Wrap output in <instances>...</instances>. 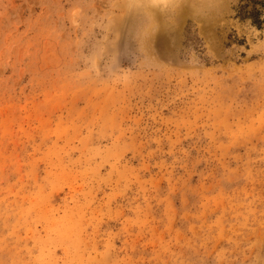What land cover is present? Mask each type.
<instances>
[{"label":"rangeland","instance_id":"rangeland-1","mask_svg":"<svg viewBox=\"0 0 264 264\" xmlns=\"http://www.w3.org/2000/svg\"><path fill=\"white\" fill-rule=\"evenodd\" d=\"M252 1L0 0V264H264Z\"/></svg>","mask_w":264,"mask_h":264},{"label":"trees","instance_id":"trees-1","mask_svg":"<svg viewBox=\"0 0 264 264\" xmlns=\"http://www.w3.org/2000/svg\"><path fill=\"white\" fill-rule=\"evenodd\" d=\"M252 4L250 9L248 4L242 5L240 15L244 19H251L254 25L261 28L264 24V1L253 0Z\"/></svg>","mask_w":264,"mask_h":264},{"label":"bare ground","instance_id":"bare-ground-1","mask_svg":"<svg viewBox=\"0 0 264 264\" xmlns=\"http://www.w3.org/2000/svg\"><path fill=\"white\" fill-rule=\"evenodd\" d=\"M155 1L159 2L160 4H165L166 2L171 1V0H155Z\"/></svg>","mask_w":264,"mask_h":264}]
</instances>
